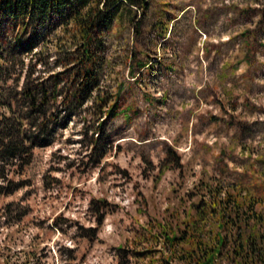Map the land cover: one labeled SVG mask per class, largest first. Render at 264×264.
Here are the masks:
<instances>
[{"label": "rangeland", "instance_id": "rangeland-1", "mask_svg": "<svg viewBox=\"0 0 264 264\" xmlns=\"http://www.w3.org/2000/svg\"><path fill=\"white\" fill-rule=\"evenodd\" d=\"M61 36L26 58L30 80L63 70ZM135 51L153 69L132 77ZM103 56L90 99L69 117L61 80L23 127L37 144L0 160V264H140L149 229L174 222L204 183L264 198V0H149L114 22ZM95 95H119V115Z\"/></svg>", "mask_w": 264, "mask_h": 264}, {"label": "trees", "instance_id": "trees-1", "mask_svg": "<svg viewBox=\"0 0 264 264\" xmlns=\"http://www.w3.org/2000/svg\"><path fill=\"white\" fill-rule=\"evenodd\" d=\"M148 9L149 0H0V108L10 112L8 116L0 112V160L4 156L15 159L37 144L23 127H29L33 111L42 110L46 102L53 103L62 94L57 89L61 80L69 86L62 97L69 117L73 106L90 99L100 85L105 36L114 22L124 12ZM60 34L58 40L70 45L68 56L59 60L63 70L30 80L26 58L32 59L50 36ZM139 52L130 57L132 77L136 67L153 69L151 60L138 59ZM244 57L250 60L248 52ZM21 73L28 76L20 87ZM11 81L16 86L11 87ZM5 97L10 100L5 102ZM93 99L105 107L107 118L121 112L119 95L109 103L105 96ZM17 102L23 113L13 110ZM105 123L103 119L99 128ZM45 124L46 120L38 123L41 131ZM195 194L200 196L190 207L177 210L174 222L159 221L155 232L149 229L146 247L133 251L136 260L140 264H264V198L235 184L204 183ZM156 242L162 249L153 247Z\"/></svg>", "mask_w": 264, "mask_h": 264}]
</instances>
